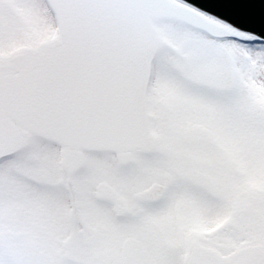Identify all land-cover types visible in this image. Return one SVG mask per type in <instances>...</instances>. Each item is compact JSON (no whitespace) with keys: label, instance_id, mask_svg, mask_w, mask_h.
Wrapping results in <instances>:
<instances>
[{"label":"snow or ice","instance_id":"1","mask_svg":"<svg viewBox=\"0 0 264 264\" xmlns=\"http://www.w3.org/2000/svg\"><path fill=\"white\" fill-rule=\"evenodd\" d=\"M0 264H264V0H0Z\"/></svg>","mask_w":264,"mask_h":264}]
</instances>
